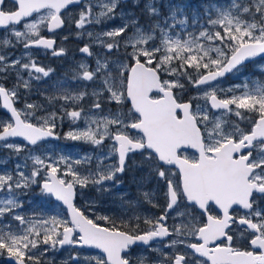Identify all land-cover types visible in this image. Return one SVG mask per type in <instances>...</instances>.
<instances>
[{"label":"snow or ice","instance_id":"1","mask_svg":"<svg viewBox=\"0 0 264 264\" xmlns=\"http://www.w3.org/2000/svg\"><path fill=\"white\" fill-rule=\"evenodd\" d=\"M121 2L86 0L79 18L72 21L68 13L69 21L77 29H83L86 24H102L117 16ZM158 2L132 0L133 6L141 8L149 19L160 16ZM80 3L82 0H12L14 7L6 9L5 0H0V30L5 33L0 37V53L15 47L12 38L25 49L23 57L11 61L8 55L0 54V73L15 69L17 76V85L12 89L0 84L3 107L11 113L8 120H0V142H3L0 147L16 154L24 150L8 143L10 137H22L28 144L37 146L56 135V120L63 116L85 121L83 129L67 132L66 138L98 147L106 138L111 141L107 152L96 157L95 169L87 175H81L73 165L91 163L90 156L72 161L63 155L54 158L36 154L29 156L32 160L29 174L21 170L20 164L12 172L0 173V191L6 192V196L0 197V219L11 216L22 226L15 231L10 224L0 226V254L6 252L15 264H50L45 258L50 249L88 246L103 253L102 257L89 260V264L93 260L95 264H133L128 250L142 244L160 253L152 264H264V207L257 200V196L264 199V80L246 78L243 84L226 90L217 86L218 78L240 72L246 61L264 56V0L210 4L205 8L204 23H200L199 16L192 20L198 32L175 31L177 23L187 25V18L177 22V15L183 14L179 5H169L164 22L156 20L147 28L139 24L134 12L125 13L121 9V18L128 17L123 25L97 33L94 39L111 53L121 47L120 37L131 28V34L123 40L128 62L119 61L113 70L111 65L115 62L98 57L95 69L84 63L78 69L80 79L99 78L102 85L91 93L96 97L92 109H100L99 98L108 93L107 99L118 105L130 101L128 113L88 116L83 108H65L60 117L53 112L36 118L38 105L26 104L24 109H17L14 107L17 88L30 87V81L23 80L21 71L36 80L48 77L53 71L39 66L28 50L43 47L52 50L55 56L65 54L64 48L55 47V40L44 37L41 31L62 28L65 25L62 10L67 12L70 6ZM21 24L23 30L18 28ZM87 35L93 38L92 32ZM80 52L92 55L87 44ZM24 58L26 63H22ZM165 75L171 78L163 79ZM182 80L198 91L196 97L183 103L174 92L184 89ZM218 92L225 94V98ZM87 95L86 91L63 92L49 99L79 102ZM193 99L203 100L204 104L197 103L194 108ZM209 104L210 109L220 111L221 115L210 114ZM232 115L238 120H231ZM30 118L37 122H31ZM241 122L246 127H241ZM133 130L136 134H132ZM186 148L196 150V154H182ZM135 153H140L150 164V174L155 173L167 189L163 213L155 218L145 216V229L139 227V216L135 217L137 223L133 226L131 221L121 219L117 223L109 216L92 219L74 205L77 185L83 188L92 184L98 192L109 191L105 182H116L117 175L125 171L129 157ZM113 159L115 162H106ZM61 164L64 171L58 174ZM165 166H175L177 171ZM34 184L41 193L54 196L66 205L69 218H26L18 214L16 210L23 206L17 199L18 190L29 189ZM143 197L158 207L152 201V193L144 192ZM181 200L187 202L186 210L173 217L180 218V223L168 226L169 214ZM234 206L243 210L242 214L235 212ZM234 227L246 239V247L233 245ZM164 238H169L163 247L170 252L152 249L151 242L163 243ZM180 246L185 249L183 253L176 251ZM149 260L141 255L136 264H149Z\"/></svg>","mask_w":264,"mask_h":264},{"label":"rangeland","instance_id":"2","mask_svg":"<svg viewBox=\"0 0 264 264\" xmlns=\"http://www.w3.org/2000/svg\"><path fill=\"white\" fill-rule=\"evenodd\" d=\"M159 1H163V6L160 8V15L162 17H166L169 15V2H173V6H176L179 4V2L181 0H159ZM202 0H182V2H184V5L182 6L183 8V14H178L177 15V22L181 19H185L187 18V25H179L177 23V26L175 28L176 32H191V31H197L198 32V27L197 26H193L192 25V20L193 18L199 16L200 18V23H204V20L206 19L204 12H205V8L207 6H204V9H202ZM96 0H93V3H95ZM229 2V0H222V2H220L219 0L211 2V5L215 6V5H225ZM84 3H86V0L81 3L78 6L73 7L72 9H69L67 13L64 14V18H65V22H66V26H65V32H66V36L68 38L72 37L73 35L76 36L74 40H72V42H78L79 44L82 43V47L83 45H89L90 48H92V50L95 52V54L93 56H95L94 58V67L93 69H95L96 67V60L97 58H104L106 55V51H108L106 48L102 47L100 44L95 42V34L100 33L102 31H108L111 30L113 28H118L121 27L123 25V23L125 22V20L128 18L127 15L122 19L120 16V11L121 9L125 12V13H130V12H134L137 15L142 14L141 12V8L139 7H135L133 9V3L132 0L129 3L130 6L125 7V5H128L127 3H124V6H121L120 9L117 10V16L112 19V20H108L105 21L102 24H86L84 26L83 29H77L75 26L74 22H70L69 21V17H68V13H71V19L72 21L78 19V14L80 12V10L84 7ZM198 3L200 5H198ZM121 4H123L121 2ZM142 6V5H141ZM159 6V5H157ZM186 6H188V8H190V12L189 14L186 12ZM168 9V15L163 14L162 15V9L165 8ZM197 9L196 11L199 13H194L192 16L190 15V13H193L194 10ZM99 9H94V11H98ZM144 14V13H143ZM145 15V14H144ZM147 16V15H146ZM137 17V16H136ZM138 18V17H137ZM145 18V16H143V19ZM149 18V17H148ZM155 17L148 19L149 20H154ZM147 19V18H146ZM169 23H171V21H169ZM140 24V23H139ZM148 25H144L143 26L145 28H147L151 23H148ZM20 30H23V28H20ZM88 32H92L93 33V38H89V36L87 35ZM132 32V29L129 28L128 32L125 34H122V36L120 37V41H121V47L119 49H117V52H113L111 54L108 55H114L116 57V55H120L117 60H115L116 63V68H117V64L119 63V61H123L125 63L128 62L127 57L124 55L125 49L123 47V40L125 38V36L130 35ZM81 33V34H78ZM5 35L4 32L0 33V37H3ZM14 39V38H12ZM15 40V39H14ZM111 42V41H109ZM15 44V46H19V44H16V42H13ZM76 46V43H75ZM81 46H79L80 48H82ZM19 51L17 52V55H12V52H3L0 54H6L9 56V59L14 60L20 57L24 56L25 53V49L23 51V49H21L20 47L18 48ZM23 51V52H22ZM31 52L32 56L35 53L32 50H28ZM128 51L130 52L131 49L129 48ZM100 53H102L103 55L101 56ZM117 53V54H116ZM74 55V54H73ZM73 55L71 57H73ZM27 59L24 58L22 59V63H26ZM79 62L80 63H84L86 65L89 66V68L92 67L91 62L89 61V59L84 58V56H79ZM40 66V65H39ZM264 68V58L260 59L256 62H254L252 65L249 66H245L243 69H241L240 72H234L233 74H231L229 77L221 79L217 82V86L219 89H229L234 87L235 85H241L244 83L246 78H250V79H261L264 80V74H261L260 72L261 69ZM260 71V72H258ZM21 77L23 78V80H31V78H27L26 76L28 74H25V71H21L20 73ZM171 77L166 76L164 79H170ZM181 83L185 84V87L183 90L180 89H175V94L178 97L179 101H183L186 99H192L193 97H196L198 95V91L197 89L193 88L191 85L189 86V84L182 80ZM235 94L239 95V92H236ZM218 95L221 98H225V94L219 93ZM227 95H231V93H228ZM193 104H194V108L195 105L197 103L203 105L204 101L203 100H192ZM233 108L235 106H232ZM209 111L210 114H215V115H221V113H216L213 112L210 107H209ZM95 115L93 113H89V116ZM98 116V115H97ZM42 117V116H41ZM231 120L236 121L237 117H235L234 115H232ZM14 145H19L22 148H24L20 143H15V142H11ZM69 142L65 143L64 145L67 146ZM57 144H47L46 147L44 146H40V147H34L29 149H24L23 151H21L19 154H16L15 152H13L11 149L8 148H4L3 153H2V162H3V167H2V172L4 171H8V172H12L15 169V166L17 164H20L22 166L21 170L25 171V174H29L31 169H32V160L29 158L30 154H36V155H41L42 157H47L49 155H51L54 158H58L59 156L63 155L65 157H70V159L72 161H76V160H82L83 157L85 156H90L92 157V161L91 163H81V164H74L73 167L78 170L81 175H87L89 170H94L97 160L96 157L101 156V155H95L94 153L88 152V153H79V152H74V151H66L64 149H60L59 148V152L57 151ZM107 163H112L111 161H106ZM64 171V165L61 164L60 166V172L58 174H62ZM174 171V170H173ZM119 175V174H118ZM117 175V177H118ZM139 176V175H137ZM116 177V178H117ZM147 178V179H146ZM146 178L143 182H147L146 183V189L144 190V192H150L152 193V201L154 204L157 205V199L160 200L161 198L164 199L165 198V192L167 191L166 186L164 184V182L162 180H160L156 174L152 173H147L146 174ZM122 183V182H121ZM124 183V182H123ZM122 183V187H123V191H114L112 189V195H116L117 197H121L122 194H126L129 191V188H127V184H123ZM116 186V184H113V182H105V187L107 186ZM79 186V185H78ZM93 185L89 184L87 187H83L81 188L79 186V189L81 190V198L84 200L85 205H87L88 207H86V209L82 208V206L80 204L77 203L78 207L82 210L85 211V214L88 215L90 218L92 219H96L99 216H109L114 218L117 223L120 222L121 219L125 220V221H131L132 225L135 226V224L137 223L135 217L139 216L141 217V220L139 221V226L142 225V221L143 218L145 216L148 217H153L154 213L152 210H154L155 207H153V204H150L146 201V204L143 205V203H141V201L139 200H135V201H129L128 203L121 200L120 198H114L111 201H109L108 203H101L98 201V199H96L95 195L91 194V192L89 191L90 188H92ZM121 187V186H120ZM24 194L27 195V197L22 198L21 196H19L20 194ZM6 196V193L3 194L2 197ZM163 196V197H162ZM17 199L22 203V208L17 209V213L24 215L26 218H48L50 216H58L59 218L62 219H68L69 216L67 214L66 209L57 201H55L53 199L52 196H48L46 194L41 193L40 187L38 185H32L29 189H23L22 191L18 190V194H17ZM260 199L257 197V200L260 201ZM260 202V206H261ZM141 204V205H140ZM263 204V203H262ZM152 209V210H150ZM186 209H184L183 207H180L176 210V212H174L172 214L173 217H176L177 212H181V211H185ZM101 224H105V221H99ZM175 223H180V218H176L173 219L171 224H175ZM168 240L164 241L163 243L161 242H154L153 244H151L152 249H156V248H162V250L164 252H170L171 250L168 248H164L163 244H167ZM182 248L184 249L182 246L178 247L176 249V251ZM185 250V249H184ZM147 256L150 258L149 260V264H152V262L156 261V258L160 255L159 252L156 251H152L150 250L148 247H137L134 250H132L129 253V256L133 262V264H136V259L138 256ZM77 257V259L73 260L72 257ZM103 255L98 253V252H93V251H86V250H79L76 248H68V249H64L61 253L57 252V248L56 249H50L49 252L46 254V259L50 262V264H89V260H91L93 257H102ZM92 264H95V261H92Z\"/></svg>","mask_w":264,"mask_h":264},{"label":"flooded vegetation","instance_id":"3","mask_svg":"<svg viewBox=\"0 0 264 264\" xmlns=\"http://www.w3.org/2000/svg\"><path fill=\"white\" fill-rule=\"evenodd\" d=\"M131 2V1H130ZM130 2H125L128 5H125V7L130 6ZM83 3V2H82ZM121 6H124V2H122ZM78 6L74 5L72 7H69V9H72L73 7ZM14 5L12 4V0H5V8H12ZM162 7V6H158ZM135 7H133L134 9ZM68 9V10H69ZM68 12V11H67ZM67 12H62L63 14ZM142 13V12H141ZM168 9L163 8L162 9V15H168ZM35 15V14H34ZM138 19L141 26H143V13L137 15V12L135 14ZM155 20L164 22V17L161 15L158 17H155ZM145 25V24H144ZM66 26V22H65ZM65 26L58 30L50 33L46 29H43L41 31V35H43L46 38H54L55 39V47L57 48H64L65 54L60 56H55L52 54V50L44 49L43 47L39 48H32L30 50L34 51L33 58L38 62V64L45 69H52L53 71L50 73L48 77H42L40 80L31 79L30 81V87L24 88L22 85L17 88L18 92V98L14 101V105L17 109H24L26 104H35L40 107H38L34 112V117H44L46 115H49L53 112L56 113L57 117H60L63 115V109L72 110L74 108H83L84 114L89 116V113H93L98 116L102 115H108L109 113H128L129 108L131 107L130 101H125L122 104H117L116 102H110L107 97L108 93H104L99 99L101 103L100 109H92V104L96 101V97H93L91 93L94 90H99L102 85L100 83L99 78H97L94 81H86L79 78V69L78 66L81 64L79 62V56L81 55L80 47L82 43L78 42H72V40L76 41L74 38L76 36H72L68 38L66 36L65 32ZM18 28H23V25H19ZM4 32L3 30H0V33ZM67 37V39H65ZM13 42L15 40L13 39ZM76 43V46H75ZM85 46V45H83ZM23 49V45L19 44V46L15 47H8L6 49H3L4 52H12V55H17V52L19 51L18 48ZM82 47V46H81ZM92 55L91 56H84V58L89 59V61L92 64V67L90 69H93L94 67V58L93 56L95 52L90 48ZM22 51V52H23ZM117 52V49H114L111 53ZM108 51H106L105 57H108L110 62H115V60L118 61L117 58L120 57V55H108L111 54ZM74 54V55H73ZM99 54L102 56L103 54L99 52ZM117 54V53H116ZM73 55V57H71ZM83 56V55H81ZM9 57V56H8ZM11 61V59H9ZM112 69H116V63H112L111 65ZM25 74H28L25 71ZM6 77V78H5ZM29 78V76H26ZM164 79L165 76H162ZM28 80V79H26ZM0 84H3L6 88L12 89L14 86L17 85V76H16V70L13 69L9 71L8 73H0ZM81 91H86L89 93V95L85 96L83 100L79 102H65L62 99H52L50 100L49 97H57L61 95L63 92L68 93H78ZM175 92V91H174ZM190 100V99H186ZM184 101V100H183ZM193 102V101H192ZM194 107V106H193ZM214 112V111H213ZM220 111L216 112L219 113ZM10 116L4 111L3 105H2V99H0V120H8ZM23 118V117H22ZM31 122L36 123L37 120L35 118H30ZM238 120V118H237ZM57 127L54 130L55 133L59 136L58 139H51V140H45L44 142L39 143L37 146H32L24 143L21 140L18 139H11L8 140V143L15 142L20 143L24 148L23 149H31L34 147H40L44 146L46 147L47 144H57V151L59 152L60 149H64L66 151H74L79 153H94L95 155H103L107 152V149L109 145L111 144V141L107 138L104 140V143L102 146L98 147L96 145H93L91 143L82 141V140H72L70 138H66L65 134L69 131H73L76 129H83L85 127V121L83 118L78 119L76 121H73L70 117L63 116L62 119L56 120ZM241 127H246V123L241 122ZM132 134H136L135 130H133ZM67 146L64 144L67 143ZM3 142H0L2 144ZM4 148L0 147V173H2V153ZM182 154H186L189 156H192L196 154V152L190 150V149H184L182 151ZM135 161V163H133ZM112 162H115L114 159ZM150 164L147 161H144L143 157L140 155V153H135L131 155L127 161V166L125 168V171L122 174H119L116 178V182L109 181L110 183L113 182V184H116V186H107V188L112 189L114 191H123L122 183L127 184V188H129L128 193L122 194L121 197H117L116 195H112V190H109L107 192L97 191V188L93 186L89 189L91 194L95 195L96 199H98L99 202L105 203L109 202L114 198H120L121 200L125 202L129 201H135L139 200L143 205L146 204V201L143 197L144 190L146 189V183L143 182L146 178V174L150 173ZM172 170L177 171V169L174 167H171ZM152 174V173H151ZM155 174V173H154ZM139 175V176H137ZM147 179V178H146ZM122 182V183H121ZM121 186V187H120ZM76 205L77 203L82 206V208L86 209L88 207L85 205L84 200L81 198V190L79 189V186H76ZM6 192L0 191V197L3 196V194ZM22 198L27 197V195L20 194ZM163 197V196H162ZM186 201L181 200L179 202V206L175 208V210L171 211L167 220V225L172 226L171 222L173 220L172 214L176 212V210L180 207H183L186 209ZM141 205V204H140ZM157 205L158 207H155L153 211L155 217H159L165 207H166V200L164 199H157ZM78 206V205H77ZM190 210V209H189ZM235 212H240L242 214L241 209L234 208ZM215 208H213V213L215 214ZM195 215H199V212H195ZM24 216V215H23ZM143 222V221H142ZM11 225L12 230L15 231L18 228L22 227L20 226L18 221H15L12 219L11 216H6L2 219H0V226L3 225ZM140 229H145L146 225L142 223V225L139 226ZM7 230V229H5ZM233 231L235 232L233 245L236 247L244 248L247 246L246 239L242 238L239 234V230L237 228H233ZM232 234V233H230ZM169 238H164L163 242L168 240ZM159 242V241H155ZM194 242V240H193ZM153 244V243H152ZM137 247H134L132 250H134ZM177 251L183 253L185 250L182 248H179ZM0 264H15L14 259H11L6 252L0 254Z\"/></svg>","mask_w":264,"mask_h":264},{"label":"water","instance_id":"4","mask_svg":"<svg viewBox=\"0 0 264 264\" xmlns=\"http://www.w3.org/2000/svg\"><path fill=\"white\" fill-rule=\"evenodd\" d=\"M82 1H84V0H82ZM122 1H123V2H126V1H129V0H122ZM74 5H78V4H74ZM74 5H72V6H74ZM72 6H70V7H72ZM63 11H64V10H62V12H63ZM64 26H65V25H64ZM64 26H63V27H64ZM63 27H62V28H63ZM62 28H60V29H62ZM60 29H56V30H54V31H58V30H60ZM54 31H53V32H54ZM50 33H52V32H50ZM51 39H54V38H51ZM54 40H55V39H54ZM81 54L84 55V56H89V55L86 54V53H82V52H81ZM263 57H264V56L253 57V58H251V62H254V61H256V60H258V59H261V58H263ZM251 62L246 61V62H245V65H246V64H249V63H251ZM230 74H231V73H226L224 77L218 78V80L223 79V78L229 76ZM187 101H189V100L182 101L181 103H183V102H187ZM2 105H3V100H2ZM14 107H15V105H14ZM3 109H4V111H5V112L11 117V113H10L7 109H5L4 107H3ZM213 110H214L215 112H218V110H215V109H213ZM58 137H59V136L56 134L55 136H53V137H48V138H46L45 140L58 139ZM11 139H18V140H21V141H23L24 143L28 144V142H27L26 140H24L22 137H10V138H8V140H11ZM45 140H44V141H45ZM44 141H42V142H44ZM40 143H41V142H40ZM28 145H30V144H28ZM186 149H190V150L196 152V150L191 149V148H186ZM170 167H174V166H170ZM76 195H77V192H76V189H75V197H74V199H73V203H74V205L77 207L76 202H75V200H76ZM52 197H53V199H54L55 201H57L56 198H55L54 196H52ZM57 202H59V203H60V204L66 209L67 214H68V216H69L67 206L64 205L61 201H57ZM234 208H237V207L234 206ZM154 242H155V241H154ZM151 243H153V242H151ZM136 246H144V245H142V244H141V245H134V246H132V247L128 250V253H129V251H130L132 248H134V247H136ZM69 247H75V248L82 249V250H87V251H94V252H98V253H100V254L103 255L102 250L96 249V248H94V247H88V246H84V247H81V246H70V245H65V246H63V247H59V246H57V252L60 253V252H62L64 249L69 248ZM144 247H146V246H144ZM10 258H11V257H10ZM11 259H13V258H11Z\"/></svg>","mask_w":264,"mask_h":264},{"label":"trees","instance_id":"5","mask_svg":"<svg viewBox=\"0 0 264 264\" xmlns=\"http://www.w3.org/2000/svg\"><path fill=\"white\" fill-rule=\"evenodd\" d=\"M214 1H217V0H202V1H201V2H202V6H201V7H203L202 9H204V6H208V5H210L211 2H214ZM219 1L222 2V0H219ZM158 5H159V6H163V1H159V2H158ZM169 5H173V2H172V1L169 2ZM178 5L182 7V6L184 5V2H182V0H181V1L179 2ZM198 5H200V4L198 3ZM185 9H186V12L189 14V12H190V8H188V6H186ZM196 10H197V9H195L193 13H190V15L192 16L194 13H199V12H197ZM144 16H145V15H144ZM146 18H147L146 21H147L148 23H149V22L153 23L152 20H149V21H148V19H149L148 16H147ZM146 24H147V23H146ZM147 25H148V24H147ZM263 74H264V72H263ZM189 86H190V85H189ZM261 207H264V204L261 203ZM105 224H106V223H105Z\"/></svg>","mask_w":264,"mask_h":264}]
</instances>
